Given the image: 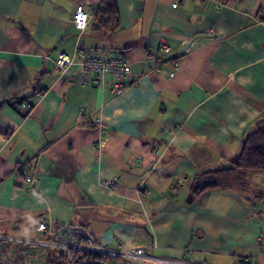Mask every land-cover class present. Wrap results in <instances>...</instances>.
Instances as JSON below:
<instances>
[{"label": "crops", "instance_id": "crops-1", "mask_svg": "<svg viewBox=\"0 0 264 264\" xmlns=\"http://www.w3.org/2000/svg\"><path fill=\"white\" fill-rule=\"evenodd\" d=\"M78 4L92 16L81 33ZM78 39L129 63L123 89L111 75L81 85L80 58L55 71ZM30 90L22 116L10 102ZM261 123L264 0H0V236L41 240L43 218L149 256L264 264V172L192 189L197 175L233 167Z\"/></svg>", "mask_w": 264, "mask_h": 264}, {"label": "built area", "instance_id": "built-area-1", "mask_svg": "<svg viewBox=\"0 0 264 264\" xmlns=\"http://www.w3.org/2000/svg\"><path fill=\"white\" fill-rule=\"evenodd\" d=\"M91 14L85 11L82 4L75 7L72 22L80 33L89 24ZM170 46L161 40V55L169 54ZM155 56V61H160L162 56ZM76 58H80L81 70L77 81L84 86L95 83L96 77L111 75L115 81L111 83L114 91L125 87V80L131 74L129 63L121 58H106L103 55L94 54L84 49L78 39L74 52L68 54L60 52L54 60L55 71L63 74L70 66L75 64ZM175 71L169 73L173 77ZM31 102H26L24 107L30 108ZM103 143V142H102ZM28 170L29 167H25ZM26 181L32 183V177L26 176ZM112 188L114 184L109 183ZM37 231L43 236L41 240H25L8 236H0V264H18L19 254L28 257L25 264H139L140 261H148L154 264H194L188 259H171L149 256L145 248L141 246H123L122 244L107 245L95 241L91 232L83 225L71 223L47 222L41 218L37 225ZM3 243L20 244L21 250H8ZM185 255L189 252L185 250ZM36 256V258H33ZM244 264L251 263L249 258H241ZM239 260V261H240Z\"/></svg>", "mask_w": 264, "mask_h": 264}, {"label": "trees", "instance_id": "trees-1", "mask_svg": "<svg viewBox=\"0 0 264 264\" xmlns=\"http://www.w3.org/2000/svg\"><path fill=\"white\" fill-rule=\"evenodd\" d=\"M104 3L105 8L102 12L114 14L116 10L114 4L107 1ZM15 101L16 105L13 106L19 110L22 116L27 115L32 109V106L30 108L22 107V104L28 102L29 98H21L19 101ZM244 171L264 172V123L259 124L245 136L242 149L233 167L216 169L197 175L192 188L193 193L199 195L206 190L239 184ZM238 264H244V262L240 260Z\"/></svg>", "mask_w": 264, "mask_h": 264}, {"label": "water", "instance_id": "water-1", "mask_svg": "<svg viewBox=\"0 0 264 264\" xmlns=\"http://www.w3.org/2000/svg\"><path fill=\"white\" fill-rule=\"evenodd\" d=\"M186 47V45L184 46V48ZM184 52V50H182V53ZM33 94V90H30V91H28L27 93H25L24 94V97L25 98H29V97H31V95ZM16 103V101L15 100H13V101H11L10 102V104L11 105H14Z\"/></svg>", "mask_w": 264, "mask_h": 264}, {"label": "rangeland", "instance_id": "rangeland-1", "mask_svg": "<svg viewBox=\"0 0 264 264\" xmlns=\"http://www.w3.org/2000/svg\"><path fill=\"white\" fill-rule=\"evenodd\" d=\"M56 264H57V263H56ZM139 264H147V262L144 261V260H142V261L139 262Z\"/></svg>", "mask_w": 264, "mask_h": 264}, {"label": "bare ground", "instance_id": "bare-ground-1", "mask_svg": "<svg viewBox=\"0 0 264 264\" xmlns=\"http://www.w3.org/2000/svg\"><path fill=\"white\" fill-rule=\"evenodd\" d=\"M25 103H26V102H24V103L22 104V107H23V108H25V107H24V104H25Z\"/></svg>", "mask_w": 264, "mask_h": 264}]
</instances>
